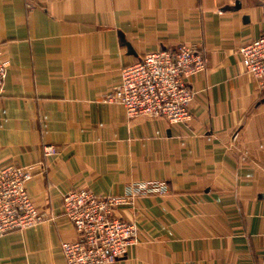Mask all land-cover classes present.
I'll list each match as a JSON object with an SVG mask.
<instances>
[{
    "label": "crops",
    "instance_id": "1",
    "mask_svg": "<svg viewBox=\"0 0 264 264\" xmlns=\"http://www.w3.org/2000/svg\"><path fill=\"white\" fill-rule=\"evenodd\" d=\"M262 34L264 0H0V168L31 171L48 217L1 235L0 264H66L63 194L149 180L167 191L115 209L137 226L115 264H264V78L238 53ZM181 44L206 59L186 124L106 102L123 67Z\"/></svg>",
    "mask_w": 264,
    "mask_h": 264
},
{
    "label": "built area",
    "instance_id": "2",
    "mask_svg": "<svg viewBox=\"0 0 264 264\" xmlns=\"http://www.w3.org/2000/svg\"><path fill=\"white\" fill-rule=\"evenodd\" d=\"M244 71L263 85L264 34L238 49ZM9 61L0 48V90ZM206 67L198 44H181L174 50L145 53L141 59L121 69L120 82L106 95V102L121 105L126 117H163L170 124H186L195 91L189 78ZM43 153L54 155L55 145L43 144ZM32 178L26 167L13 164L0 168V236L31 228L48 217L32 202L26 189ZM159 181H132L121 195H96L87 189L68 191L62 196V214L73 225L76 238L62 241L66 264H115L127 254L135 240V222L115 215L138 197L164 194Z\"/></svg>",
    "mask_w": 264,
    "mask_h": 264
},
{
    "label": "water",
    "instance_id": "3",
    "mask_svg": "<svg viewBox=\"0 0 264 264\" xmlns=\"http://www.w3.org/2000/svg\"><path fill=\"white\" fill-rule=\"evenodd\" d=\"M128 48H129V46H128Z\"/></svg>",
    "mask_w": 264,
    "mask_h": 264
}]
</instances>
